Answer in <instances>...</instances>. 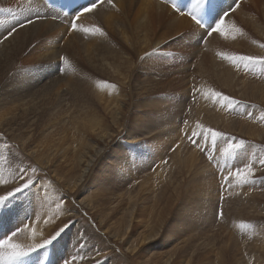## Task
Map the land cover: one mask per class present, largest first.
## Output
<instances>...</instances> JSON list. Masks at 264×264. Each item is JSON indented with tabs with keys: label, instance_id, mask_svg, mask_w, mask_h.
I'll list each match as a JSON object with an SVG mask.
<instances>
[{
	"label": "rangeland",
	"instance_id": "1",
	"mask_svg": "<svg viewBox=\"0 0 264 264\" xmlns=\"http://www.w3.org/2000/svg\"><path fill=\"white\" fill-rule=\"evenodd\" d=\"M16 1L17 0H14L12 2L8 0L6 1L7 4L0 5V10H2L0 11L1 53L7 52V47H4L5 44L3 43L17 31V28L14 26L18 25L19 28H21L27 25L25 22L27 18L30 20L29 23L37 20L34 17L26 15L29 13V10L27 9L25 14L24 11L21 10L20 4L17 8H14V5L11 3H15ZM193 1L194 0L189 1L188 6L190 8L186 7V10L190 9L189 12H192L193 5L196 2V0ZM216 1L217 7L216 5L214 6L215 14L210 27L208 29L202 28L206 36L203 38L202 36L195 35V38H197L199 42V53L197 58H187L186 55L189 56L191 52L186 53L183 49H175V47H173V45L177 43L176 41L181 37V35L178 34L169 38L166 46L158 48L151 46L155 41L153 39L136 42L137 51L150 46V50L143 54L140 61L136 54L137 52L132 47H130L128 52V48L121 46V41L118 37H114L112 40L104 26L102 28L98 27L101 29V32L94 31L95 34L92 36V39H95V37L99 40L104 38L101 41L109 43L107 46L113 48L109 60L111 63L110 65L120 67L117 73V79L109 77V73L112 72L110 66L108 70L101 66L100 59L103 54V49L98 50L92 56H84L83 60L77 63L76 60L78 58L75 60L71 58V49L66 50V46L70 41L66 43L63 41L59 44L58 50L61 57L55 60L46 59L45 56L49 53H46L45 45L41 43L39 38L36 39V37L27 40L26 45L21 44V46L17 48L19 50L15 62L7 71L0 84V97L2 95H7L5 94L7 87L12 83L11 87L17 91L11 95L21 93L23 94L22 98L25 99L27 97V99H25L27 102L25 103L23 100L24 103H21L20 99L14 98V96L10 100L0 101V114L4 110L11 109L7 111L9 116L0 123V144L7 150L8 154L6 157L3 156L6 161L10 162L12 166L15 163L23 165V167H21L20 178L25 175L24 177L27 179L26 182H28L29 185L23 187L22 184L20 191L6 197L5 200L0 203V219H4V213H7V209L12 207L16 201L19 202L21 198H26V195L31 197L29 189L33 185L32 183L38 182L43 174V170L34 162V158L28 154L27 148L32 145V140L50 131L56 133H62V131L67 130L79 131L83 128V125L80 124V118L86 113L95 111L101 116L102 124L111 129L110 134L113 136L111 142H104L98 139L95 140L96 144L104 149L99 156L102 160L101 163H107L108 160L106 159L109 158L113 164L118 165L117 169H112L111 171L109 168L111 165L110 162L107 164L106 168H102L100 166L101 163H99L94 167L95 170L91 176L93 181L96 175H107L109 177L111 171L110 174L112 179L108 181L110 183L108 188L110 190L112 189L111 191L115 192L117 195L115 199H111L112 202L105 206V208L112 209V212L122 208L126 210L130 209V206L125 207L123 200H125L129 194L135 196V194L141 191L143 201L136 203L133 210L134 212L137 211L139 214H144L143 212L149 208L147 205L142 204V206L139 207V204L144 202H153V206L159 204L161 205L160 209L163 208L168 210L162 222L164 224L154 226V229H158V233L160 234L156 236L153 242L143 244L145 246L146 259H154L158 261L159 264H165L166 260H169L170 256H174L179 251L180 247H184L189 251L187 259L190 261L194 256L197 258L205 255L203 253L204 250L212 246L213 251H215L213 252L214 255H212L213 253L211 252L212 256H210L215 262H213V264H216L218 259L216 252L229 255L225 260L227 264H264V261L261 262V257H264V253H258L255 250L254 246L257 244L253 239V232H257L254 226H259L258 221L262 222L261 228L264 226V164L260 163L261 160H264V132L262 131L263 128H261L260 115H256L257 107L260 106L259 104L261 102L253 100L252 98V95L258 92H261V95L264 93V0H257L255 4L248 2V0ZM191 2H193L192 5H190ZM201 2L195 3L197 9H201L200 5L203 4L205 5L204 8L206 7L207 0H202ZM244 2V11L234 16L235 11H237ZM225 3H228L226 11H224ZM38 10H40V7H38ZM13 14H19L20 18H12ZM249 16L251 17L249 18ZM189 20L193 22L192 19L189 18ZM220 20L224 21L223 28L225 29L223 30V34H221L220 31H214L211 35H208L207 33L212 30ZM225 24L228 25L226 26ZM206 25H208V23H206ZM71 27L69 28V33H75L76 31ZM6 33L8 34L5 35ZM85 33L86 29L83 35H81L79 39H74L73 42L79 40H82L79 42H83V37L86 41L88 36L85 37ZM220 35H225L223 38L233 39L230 41H220V49L216 50L214 54L218 53L219 56L217 55V61L220 60L218 62L219 64L223 63V61H227L226 63L232 66L233 70H222L221 67L220 71L219 69L217 70V66H215L211 76L214 72L215 74L218 73L219 77L224 79L225 84L231 86L227 89L231 90L225 89L224 86H219L217 82L210 78H204V80L202 78L204 72L198 73L195 69L196 62L201 61L202 57L205 55L204 52L206 51L204 50L206 45L210 42V49L215 37ZM66 36L69 37V35ZM237 43L239 45H237ZM16 45H18V43L15 44V46ZM121 51L130 53L131 68H128V63L125 61L128 57L127 54L121 53ZM242 57H251L252 61L243 60L241 59ZM44 66L52 67L50 71L45 72L43 70ZM237 71L238 73H236ZM47 73L49 75H47ZM68 76L77 79L72 80V78L69 79ZM227 77L231 78L233 83L229 81ZM80 78H82L81 81L79 80ZM102 78L106 80H102ZM62 79H64V81H69L68 89L65 87ZM57 82L62 83V89L57 90L55 88L53 84ZM80 82H83L82 88L75 91L74 89L80 85ZM99 82L103 83L106 88L113 87V85L116 84L126 89V92L131 96L130 100L124 98L123 101H121V104L118 106V114L116 112V107L108 109L103 108V106L96 101L94 92L100 89L99 85L101 84ZM120 82L123 83L120 84ZM209 82L210 84H207ZM28 83L33 86L28 87ZM126 85L130 88L127 89ZM254 86H257V88H252ZM35 87L41 88L35 89ZM202 87L204 89H202ZM154 90L157 95L151 97V92ZM209 91L212 94L211 100L207 98L208 101H210L209 108L214 110L212 111L214 112L213 114H217V112H219L217 110H220L225 116H228L227 122L220 123V125L223 124V126L219 128L212 125V122L216 124L219 123V121L210 119L211 123L208 127H201L204 131L203 135L206 136H200L194 133L190 135L189 132H191L190 129L193 127V124L191 121L189 122V118L191 119L195 104L199 101L203 102L201 93L206 96V94L210 93ZM214 92L216 94L214 96L216 97H213ZM222 97H228L229 100L223 101ZM207 99L205 102H207ZM218 99H220V101H218ZM14 103L18 104L12 105ZM180 108V111L183 112L181 115L178 113V109ZM7 112H5V114H7ZM174 113H178L179 116L177 120L180 131L179 134L181 135L179 140H184V152L194 151L198 153L197 163L199 167L197 169L205 173V178H208L210 188L213 189L211 186L213 182L216 187L215 190H217L216 194L218 200L212 201L210 207L207 206L203 212L202 209H199L201 191L199 192L198 188L200 186L195 182L199 176L197 169L174 170L173 174L169 176L170 179L157 189L155 188V190L144 189L142 183L139 184V182L146 177L150 175L155 176L156 170L160 165L167 166L171 159V154L178 146L175 144L168 150V153L166 152V154L162 156L164 159L161 164L157 162L158 160H148V158H151V152L156 151V148H166V146L169 148L168 143L161 142L164 138L160 136L159 127L163 122H167ZM142 115H145L146 122L144 123H148L146 126L137 124L143 120L144 117H142ZM254 115L258 117H254ZM60 121L62 122L59 125L52 126V124L59 123ZM253 122H255V125H253ZM63 123L66 124L63 125ZM255 126H257V128H254ZM172 128L171 125H167L164 133L167 134ZM187 130L190 131L188 132ZM205 131H207L206 134ZM212 132L220 134L216 137L214 144L212 142V135L208 134ZM201 137L207 139V141ZM17 141H20L23 146L18 145ZM92 141L94 142V140ZM241 141H243V143H241ZM220 142L224 143L225 147L223 146L221 149L222 152H217L220 147ZM229 145H231V147H229ZM217 153L220 156H217ZM95 154L96 151L89 157L90 162L94 160ZM137 154L139 155L135 156ZM129 155L132 156L131 161L133 163L131 166L126 164V158ZM134 156L138 159L135 160ZM247 158L250 159V161H248ZM146 160L149 161V165L146 166L147 168L140 169L141 166H143V162H148ZM208 165H211L210 169L213 170L214 174L207 172L206 166ZM227 167L230 168L228 169ZM248 168H250L251 171L245 175V170ZM128 170L131 171L130 175ZM237 171L240 172V177H237ZM26 172H28V175H26ZM87 172H90V168L87 169ZM29 178L31 179L29 180ZM166 184L170 185L164 190ZM155 186H157V184H155ZM175 187H177V191H174ZM240 190H242V192ZM151 191H157L160 195L163 194V191L165 192L161 199L157 198V202L155 203L153 200H150L153 194ZM237 192L242 196L241 200L235 198L236 194L238 195ZM184 196L187 197L183 198ZM236 212H240L241 215H244V219L242 223L238 222L236 226H233L231 222L233 221L231 220L233 216H229V214ZM198 213H200V215ZM187 215L191 218L189 222L187 220ZM7 217H5L6 222L11 219V216ZM91 218L92 219L88 221L86 215L83 216L75 213L71 225L77 224V221L98 224L94 216H91ZM147 219L148 218L140 220L147 221ZM194 220L196 222H194ZM30 221L29 219L23 227H30ZM176 222H178V224H176ZM16 223L17 220L14 225H16ZM63 230L61 234L57 236L62 235L65 238V235L68 234V228ZM20 232L21 227L18 229L14 228L10 235L6 236V239L11 241L12 238L20 234ZM132 232L133 231L126 229L123 237ZM137 235L138 233L134 235V238H136ZM1 237L2 235H0V238ZM60 237L55 239L52 238V244H44L39 248L24 250L28 255L20 259L10 258L9 253L11 251L8 250L9 253H7L4 251L5 248H0V252L3 250L1 264H14L15 261H18L19 264H55L54 255H56V252L54 253V247H56V244L64 247V250L66 248L65 245L63 246V237L59 240ZM103 237H105L108 242L110 241L109 236L104 232ZM111 239L113 240V237H111ZM49 240L50 239H48V241ZM161 243L164 244L161 246ZM132 244L133 246L136 245V243ZM82 245H85V241L82 242L81 246ZM133 246L130 247V244H118V247L114 248L122 252V254L118 253V251L116 253L121 261L125 260V264H141L142 262L140 258H134L137 254L141 256L142 253L139 247L132 249ZM249 247L250 249L248 250L247 248ZM226 249L229 250L231 254L227 253ZM166 250L170 251V253H167ZM67 256H69V253H66L63 257L64 264L66 261V263H68V261L73 263L74 259L69 258V260H67ZM181 257L180 255L177 261H179ZM176 264L181 263L176 262Z\"/></svg>",
	"mask_w": 264,
	"mask_h": 264
},
{
	"label": "bare ground",
	"instance_id": "2",
	"mask_svg": "<svg viewBox=\"0 0 264 264\" xmlns=\"http://www.w3.org/2000/svg\"><path fill=\"white\" fill-rule=\"evenodd\" d=\"M6 1L8 0H0V5L7 4ZM9 1L13 2L14 0H9ZM189 1L190 0H187L185 4H179L178 2H175L174 3L175 9H174L172 4H170V0H103L93 9H90L89 11H86L76 16L75 18L76 21L74 23L76 25L75 28L76 32L74 31L75 33L70 34L69 33L70 32L69 28L71 27L69 25L71 24L70 20L63 18L62 15L59 14L58 12L49 9L42 0H17L15 3H11L12 5H14V8H17V6H19L20 4L21 10H23L25 14H26V10L28 9L29 13L33 14V16L31 17H36L35 19L37 20L34 22L31 21V23H29L30 20L27 18L25 21L27 25L24 24L25 26L21 28H19L18 25L14 26L15 28H17V31H15V34L10 38L7 37L8 39L6 40L5 43H3L5 44L4 47L5 46L7 47V52L6 53L0 52V84L7 71L15 62V58L19 50L17 48L20 47L21 44L26 45L27 40L33 39L35 37L36 39L39 38L41 43L45 45L46 53H49L45 57L46 59L49 60H55L61 57V55L59 54L58 46L63 41H65V43L67 41L68 42L70 41L66 46V50L71 49V58L74 60L78 58L76 60L77 63L83 60L84 56L85 57L92 56L98 50L103 49V54L101 55V59H100L101 66L107 70L110 66V70L112 72L109 73V77L112 79H117L118 78L117 73L119 72L120 67L110 65L111 63L109 60L111 50H113V48L107 46L109 43H105L101 41L102 39H104L102 38L103 35L101 37L102 38L101 40H99L97 37H95V39H92V36L95 34L94 29L97 27L102 28L103 26L106 29V31L110 34L111 39L113 40L114 37H118L121 41V46L124 48H128L127 49L128 52L130 47H132L137 52L136 54L140 61H141L140 58L143 56V54H145L150 50V46L145 47L140 51H137L136 42L153 39L155 41L154 44L151 46L158 48L161 46H166L168 39L178 34H180L181 37L176 41L177 43L173 45V47H175V49H183L185 50L186 53L191 52V54L189 53L190 54L189 56L186 55L187 58L190 57L197 58L199 53V49H198L199 42L197 41V38H195L196 37L195 35L202 36L203 38L206 36L204 30L201 29L203 23L202 12L204 10L205 1L201 2L202 0H196V2L198 3L200 2L204 3L203 5H200L201 9H197L196 7L198 11V12L196 11L197 13L196 16L200 24H196L192 20L194 22L193 23L191 22V20H189L190 17L187 15V13H189L190 9L186 10V7L190 8L188 6ZM193 2H191L190 5H192ZM248 2L255 4L257 3V0H248ZM195 3L194 5L197 6ZM228 3H225V7H224L225 9L223 8L224 11H226L227 9L226 6ZM38 7H40V10H38ZM233 8L235 9L234 5ZM244 9H245V2L240 6V8L237 11H235L234 16H236L237 14L238 15L241 14L244 11ZM29 13L26 15L29 16ZM214 14H215V8L213 6L212 17L208 20L209 22H206L208 23L206 27L208 26L210 27ZM250 17L251 16H249V18ZM54 18L59 20H55ZM228 24L225 25L227 26ZM85 29H86V33L84 34V36L85 37L88 36L87 40L85 41L84 40L85 38L83 37V42H79L82 40L73 42L74 39H79L81 35H83ZM224 29L225 28H223V30ZM7 34L8 33H6L5 35ZM66 35H69V37H67ZM224 36L225 35H220L218 37H215L213 43L211 44L210 49H209L210 42L206 45L204 50L206 51L204 52L205 55L204 57H202L201 61L196 62L195 69L196 72L198 73L204 72L202 75L203 79L210 78L213 81L217 82L219 86H224L225 89H227L231 86L225 84L224 79L220 78L218 73L215 74L214 72V74L211 76L215 66H217V70L219 69L220 71H221V67L222 70H229V71L233 70V67L230 66L228 63H226L227 61L225 62L223 61V63L219 64L218 62L220 60L217 61L218 53L216 52L217 54H214L216 50L220 49V41H230L233 39V38L230 39L223 38ZM17 43L18 45L15 46V44ZM237 45L239 44L237 43ZM121 53L127 54L128 57L125 59V61L128 63V68H131L132 63H131V59L129 58L130 53H127L125 51L123 52L121 51ZM152 66L155 67L154 65ZM51 67L52 66H44L43 70L45 72H48L50 71ZM236 73H238V71ZM47 75L49 74L47 73ZM68 78L69 79L72 78V80L77 79L72 76H68ZM81 79L82 78H80L79 80L81 81ZM227 79L233 83V80L231 78L227 77ZM102 80H106V79L102 78ZM62 81H64V79H62ZM99 83L101 84L99 85L100 89L94 92L96 101H98V103L101 104L103 108L108 109L111 107H116V112L118 114L119 111L118 106L121 104V101H123L124 98L130 100L131 96L126 92L127 91L126 89L117 86L116 84L113 85V87L106 88L103 85V83L101 82ZM122 83L123 82H120V84ZM82 84L83 82L82 83L80 82V85L77 86L74 90L78 91L80 88H82ZM207 84H210V82ZM11 85L12 83L8 85L5 93L7 95L5 96L2 95L0 97V101L10 100L14 96V98L20 99L21 103L22 102L24 103L27 97L25 99L22 98L23 94L21 93L11 95L17 91L16 89H13ZM53 85L57 90L62 89L61 87L62 83L60 82L54 83ZM64 85L68 89L69 81H64ZM27 86L29 87L33 85L28 83ZM126 86L127 89L130 88L128 85ZM37 88H41V87H35V89ZM252 88H257V86H254ZM202 89L204 88L202 87ZM227 90H231V89H227ZM155 92H156L155 90L151 92V97L157 95V93ZM201 95H202L201 98H203L204 103L202 101L196 102L194 107L195 109L193 111L191 119L189 118V122L191 121L193 124V127H191L190 129L191 132H189L190 130H187L190 133V135L193 133L198 134L200 136L203 135L204 131L203 128L201 127L204 128L208 127V125L211 123L210 119L218 120L219 123L215 124L212 122V125L219 128L223 126V124L220 125V123L227 122L228 116H225L224 113H222L220 110H217L218 107L216 109L217 111H219L217 112V114L216 113L213 114L214 112L212 111L214 110L209 108L210 101H208V99L211 100L212 98L211 92L209 94H206V96H204V94L202 93ZM214 95H216L215 92L213 94V97H216ZM252 98L253 100L261 102L259 104L260 106L257 107L256 115L258 116L260 115L259 119L262 124L261 128H263L262 131L264 132V93H262L261 95V92H258L257 94L252 95ZM206 99L207 102H205ZM218 101H220V99H218ZM26 102L27 101H25V103ZM17 104L18 103H14L12 105H17ZM10 110L11 109L4 110L0 114V123L3 119L9 116V113L7 111ZM180 110L181 108L178 109L179 115L183 113ZM5 112H7V114H5ZM178 113L176 114L174 113V115L171 116L167 122H163L159 127L160 136L164 138L163 140H161V142L163 141L168 143L169 148H167V146L166 148H160V147L156 148V151L151 152V158H148V160L149 159L150 161L158 160L157 162H160L161 164V162L164 159L162 156H164L166 152L168 153V150H170L175 144H177L178 146L175 149V151L171 154V159L167 166L160 165L156 170L155 176L150 175L145 179H143L141 182H139V184L142 183V187L144 189L147 190H155V188L157 189L159 186L163 185L164 183L167 182V180L170 179L169 176L173 174L174 170L176 171L177 170L181 171L183 169L194 170L199 167L197 163L198 153L194 151L184 152L185 151L184 140L183 141L179 140L181 135L179 134L180 132L179 126L177 125V120L179 117ZM256 115H254V117H258ZM142 117H144L143 120L137 124L146 126L148 123H144L146 122L145 115H142ZM61 122L62 121H60L59 123L52 124V126L59 125ZM65 124L66 123H63V125ZM80 124L83 125V128L79 131L67 130V131H62V133H56L54 131H50L49 133L41 134L32 140V145L29 146V148H27L28 154H30L34 158V162L43 170V174L41 178L39 177L40 180L38 182L32 183L33 185L29 189V192L31 193V197L26 195V198H21L19 202L16 201L12 205V207L9 206L10 211L9 209H7L8 212L4 213V219L3 218L0 219V229H1L0 235H2V237L0 238V242H3V240L7 238L6 236L10 235V233L14 230V228L18 229L21 227L20 234L15 235L10 242L12 244L20 245L23 250L35 249L46 244L48 239L51 240L54 236L56 237L57 235L61 234V231L63 229L68 228V234L65 235L66 236L65 238L62 235H60L63 237V246L65 245L66 247L65 250L64 247L57 244L56 247H54L55 248L54 253L56 252L55 253L56 255H54L55 264H64L63 257L66 255V253H69V256L66 257L67 260H69V258L74 259V262L72 263L71 261H68V263H66L67 261L65 260L66 261L65 264H69V263L70 264H125V260L121 261L117 257L118 254L116 253L118 251V253L122 254V252L114 248H117L118 244L119 245L130 244L131 247L133 246L132 243L134 244L136 243V245L133 246L132 249H136V247H139V249L141 250L142 253L141 256L140 254L134 256V258H140L142 260L141 264H159V262L154 259L145 258V246L143 244L148 242H153L154 239H156V236L160 234L158 233V229H154V226L158 224L159 225L164 224L162 222L164 221L168 210L163 208L160 209L161 205L159 204L153 206V202L151 203L144 202L139 204V207L142 205H147L149 207L143 212L144 214H139L137 211L134 212L133 210L136 206V203L143 201V197L141 196V191L135 194V196H131V194H129L127 198L123 200L125 207L130 206V209L126 210L122 208L115 212H112V209H106L105 206L109 205L112 202L111 199H115L117 195L115 194V192L111 191L112 189L110 190L108 188L110 185L108 181L112 179V176L110 174L112 169H117L118 165L113 164L111 162V159L109 158L106 159L108 160L107 163H101L102 160L99 156L101 155L104 149L101 148L98 144H96L95 140L98 139L104 142L107 141L111 142L113 140V136L110 134L111 129L102 124L101 116L95 111L84 114L80 118ZM167 125H171L173 128L169 130L167 134H165L164 132L165 129L167 128ZM253 125H255V122H253ZM254 128H257V126H255ZM207 131H205V134ZM208 134L211 135V133ZM92 140H94V142ZM205 140L207 141V139ZM154 141H158V140H154ZM17 142L18 145L23 146V144H21L20 141ZM219 145L220 147L217 152H222L221 149L223 148V146L225 147V145L222 142H220ZM94 151H96L94 160L90 162L89 157L93 155ZM7 154H8L7 150L4 148L2 144H0V197L4 198V200L6 197L16 194L18 192L16 191V189L18 187L21 188L22 184H24V182H26L27 180L24 177L25 175H23L22 179L20 178L21 167H23V165L15 163L12 166V164L6 161L4 158L6 157ZM138 155L139 154L135 156ZM217 156L220 155H218L217 153ZM137 159L138 158H135V160ZM131 160H132V156L131 155L127 156L126 164L128 166H131V164L133 163ZM248 161H250V159H248ZM109 162L111 163L109 167L111 169L109 173V177L107 175H103V176L96 175L94 177V180L92 181L91 176L95 170L94 167H96L97 164L101 163L100 166L102 168H106ZM147 165H149V161L145 163L143 162V166L139 168L143 169ZM210 166L211 165L206 166L207 168L206 170L208 173L209 172L213 173V170L210 169ZM89 168H90V172H87V169ZM227 168L229 169L230 167ZM128 172L130 175L131 171L128 170ZM198 172H199V176L197 177L195 182H197V185L200 186L198 188L199 189L198 191L199 192L201 191L199 209H202L203 212V210L206 209L207 206L210 207V203L212 201L218 200V197L216 194L217 190H215L216 187L214 186V183L210 182L213 188L211 189L210 184L208 183V178H205V173L201 172L200 170H198ZM26 175H28V172H26ZM155 184H157V186H155ZM169 185L170 184H166L164 186L165 188L164 190H166V188ZM174 191H177V187L174 188ZM240 191L242 192V190ZM151 192L153 194L150 200H153L156 203L157 198L161 199L165 191H163V194L161 195L158 194L157 191H151ZM185 197L187 196H184L183 198ZM235 198L237 200H241L242 196H240V194L238 193V195L236 194ZM182 203L184 204L183 201ZM255 205H256V201H255ZM75 213H77L78 215L81 214L83 216L86 215L88 217V221L92 219L91 216H94V218L98 221V224L95 223L90 224L89 222L85 223L84 221H77V224L71 225V222L73 221L72 218ZM198 214L200 215V213ZM230 215L233 216L232 219L230 218L231 220H233L231 221L233 223V226H236L238 222L241 223L243 222L242 220L244 219V215H241L240 212L229 214V216ZM7 216H11V219L7 220L8 222L5 221V217ZM187 217H188L187 220L189 222L191 218L188 215ZM146 218H148L147 221L140 220ZM29 219L31 220L30 227L28 228L23 227L25 226L26 222ZM16 220L17 223L16 225H14ZM194 222L196 221L194 220ZM176 224H178V222H176ZM258 224L259 226H256L255 224H251V225H255L254 227L257 229V232H253L254 233L253 239L255 240L254 242L257 244L256 246H254V248L258 253H264V239H263L264 226L261 228L262 225L261 221H258ZM126 229L133 232L123 237L124 231ZM103 232L109 236V240H110L109 242L105 237H103ZM136 233H138V235L136 238H134V235ZM62 237H60L59 240ZM111 237H113V240L111 239ZM83 241H85V245L81 246ZM163 244L161 243L160 245L162 246ZM206 249L207 250H204L203 252L205 255L199 256L197 258H195L194 256L193 259L189 261L187 259V254L189 253L188 249L184 247H180L179 251L174 256H170L169 257L170 259L166 260L165 264H176V262L181 264H213L214 262L213 258H211L210 256L214 255L213 252L215 251H213L212 246H210L209 248L207 247ZM247 249L249 250L250 247ZM8 250L11 251V248L4 249L5 252L9 253ZM166 252L170 253V251L167 250ZM211 252L213 253L212 255ZM226 252L230 253V251L227 249ZM180 255L182 257L180 258L179 261H177ZM216 255L218 258L216 264H227L225 260L229 256L228 254L222 252H216ZM2 256H3V250L0 252V264H1ZM262 261H264V257H261V262Z\"/></svg>",
	"mask_w": 264,
	"mask_h": 264
},
{
	"label": "snow or ice",
	"instance_id": "3",
	"mask_svg": "<svg viewBox=\"0 0 264 264\" xmlns=\"http://www.w3.org/2000/svg\"><path fill=\"white\" fill-rule=\"evenodd\" d=\"M172 6H173V8L175 9L174 0H172ZM196 7H197V6L194 5L192 12L187 13V15H188V16H189V17H190V18H191L196 24H199V20L197 19V16H196V14H195V13H196ZM89 10H90V9L85 8V11H89ZM0 11H2V10H0ZM182 14H184V13H182ZM223 25H224V21H223V20H220V21L215 25V27H214L212 30H210L207 34H208V35H211V33L214 32V31H220L221 34H223ZM72 28H73V30H75L76 25L73 24V25H72ZM94 31H95V32H101V29L97 27V28L94 29ZM241 59L246 60V61H252V58H251V57H242ZM222 99H224V100H226V101L229 100L228 97H222ZM229 102H230V103H233L232 101H229ZM211 135H212V142H213V144H214V143H215V140H216V137L219 136L220 134H219V133H216V132H212ZM241 143H243V141H241ZM229 147H231V145H229ZM260 163H261V164H264V160H261ZM250 171H251L250 168L246 169V170H245V175H247ZM236 175H237V177H240L241 174H240L239 171H237ZM21 178H22V177H21ZM30 179H31V178H29V180H30ZM28 185H29V183H28V182H25V183L23 184V187H27ZM20 190H21L20 187H18V188L16 189V191H20ZM3 200H4V198L0 197V202H2ZM60 230H61V229H60ZM58 232H59V231H58ZM58 232H57V233H58ZM13 235H15V234H13ZM55 238H56V237L54 236L53 239H55ZM51 241H52V240L47 241L46 244L51 243ZM13 247H16V248L19 249V254L16 255V256H14V257H12L13 259H20V258L25 257V256L28 255V253L25 252V251L21 248L20 245H18V244H12L8 239H5L3 242H0V248H13Z\"/></svg>",
	"mask_w": 264,
	"mask_h": 264
},
{
	"label": "clouds",
	"instance_id": "4",
	"mask_svg": "<svg viewBox=\"0 0 264 264\" xmlns=\"http://www.w3.org/2000/svg\"><path fill=\"white\" fill-rule=\"evenodd\" d=\"M19 254V249L16 247L11 248V252L9 253L10 258Z\"/></svg>",
	"mask_w": 264,
	"mask_h": 264
}]
</instances>
